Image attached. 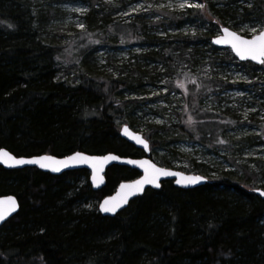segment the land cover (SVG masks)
<instances>
[{
	"label": "trees",
	"instance_id": "16d2710c",
	"mask_svg": "<svg viewBox=\"0 0 264 264\" xmlns=\"http://www.w3.org/2000/svg\"><path fill=\"white\" fill-rule=\"evenodd\" d=\"M248 1L251 6L230 10L224 6L229 11L221 12L264 19V0ZM51 3L0 0V148L16 157H63L75 151L144 156L119 137L118 126L123 123L138 132L130 118L137 102L124 99L121 93L140 88L145 71L137 67L132 73L113 77L80 67L74 81L62 80L55 58H61L69 44H49L42 31L52 19ZM208 5L203 12L210 30L204 38L207 44L224 23L215 4ZM112 9L107 3L100 9L93 7L90 15L105 25L101 30L111 29L120 38L115 34L119 25L107 21ZM146 34L142 43L151 51L145 58L181 68L173 48L154 52L163 42ZM76 37L71 38L72 44ZM99 37L97 33L76 39L78 48L72 57L90 56L95 42H101ZM186 99L192 116L206 114L199 113L195 96ZM203 117L192 125L189 137L205 147H222V139L215 136L223 125ZM183 132L188 133L182 126L176 134L170 129H146L142 134L151 147L150 159L157 152H168L162 158L157 155L158 165L173 168L171 160L180 155L172 144ZM189 171L205 175L207 182L182 189L163 181L160 188L146 189L124 210L107 217L96 205L85 207L86 201L100 202L120 182L137 178V171L111 166L105 186L93 191L85 170L52 176L35 168L6 170L0 166V196L13 195L20 205L18 213L0 227V264H264V201L254 192L264 190L263 184H255L264 170L241 179L228 173L208 176L195 163Z\"/></svg>",
	"mask_w": 264,
	"mask_h": 264
},
{
	"label": "rangeland",
	"instance_id": "374dc122",
	"mask_svg": "<svg viewBox=\"0 0 264 264\" xmlns=\"http://www.w3.org/2000/svg\"><path fill=\"white\" fill-rule=\"evenodd\" d=\"M50 2L52 19L44 25L43 36L47 43L55 46L69 44L63 49L61 58H55L61 70L60 78L69 82L74 81L80 67L94 74L113 77L129 74L130 70L141 67L142 71H145L142 74V86L123 90L121 95L124 99L137 102L130 118L134 119L138 127L136 130L141 134L150 127L170 129L172 133L178 132L179 126L186 127L188 133L176 135L177 140L172 144L180 155L171 160L172 169L191 174L193 172L189 171V168L195 163L202 166L208 176L216 177L220 173H228L239 179L243 175L246 177L250 174L257 175L264 170V64L254 69L250 62L238 61L230 49L215 47L211 40L209 44L204 41L206 34L210 32L208 18L203 14L209 3L215 4L214 9L220 12L218 13L224 22L222 27H227L246 38H251L252 33L249 30L252 28L263 30V19L258 21L238 18L221 12L226 10L224 6L230 10L233 6H251V2L248 0L223 2L50 0ZM107 3L113 6L107 21L119 25L115 34H119L120 38L114 36L111 29L101 30L105 25L98 17L91 18L90 12L93 7L100 9ZM181 3H199L205 7L182 9L179 6ZM198 14L204 16L203 19L193 17ZM130 24L133 26L128 28L127 25ZM97 33L101 42H95L92 54L85 55V59L82 60L73 58L72 52L78 48L75 40ZM144 34L162 40V47L153 48L154 52L160 49L168 52L170 47L173 48V55L180 59L177 61L180 62L181 68L177 70L161 61L151 62L145 58L151 49L142 43ZM219 34L220 30L212 38ZM72 37H76L74 40L76 45L71 43ZM119 39H123V42ZM166 48L168 50H165ZM178 84H183L184 87H178ZM188 95L195 96L194 102L200 111L198 112L206 114H197V117L191 115L186 105ZM203 116L212 117L223 125L222 132L218 131L215 136L217 140L224 141V143L219 141L222 147L213 144H207L208 147H205L189 137V132L193 133L192 125L195 121L204 119ZM122 125L124 124H119L118 132ZM166 154L168 152H157L152 156V161L158 165L157 155L162 158ZM253 179L254 177H251L250 180ZM256 179L257 186L264 185V175ZM81 180L80 184H84V180ZM85 204V207L89 205L90 208L96 205L98 209L99 202L89 200Z\"/></svg>",
	"mask_w": 264,
	"mask_h": 264
},
{
	"label": "snow or ice",
	"instance_id": "6c2138e0",
	"mask_svg": "<svg viewBox=\"0 0 264 264\" xmlns=\"http://www.w3.org/2000/svg\"><path fill=\"white\" fill-rule=\"evenodd\" d=\"M180 8L191 7L197 9H203L205 5L199 3H181ZM83 11V10H82ZM83 28V25L80 26ZM252 33L250 39H246L235 32L229 31V29L224 28L223 32L225 33V38L228 45L231 49L235 52V54L241 60H253L257 63L264 64V30L258 31L255 28L249 30ZM225 42L224 38H217L213 41L215 44H222ZM195 83V81H192ZM178 87L183 88V84H178ZM125 134L127 135V129L124 130ZM138 143H143V141L137 138ZM220 143H224V141H220ZM144 147L147 148L148 145L144 143ZM119 159L116 156H108L104 157L103 161L109 160H117ZM78 161L89 162V166L93 168V183L97 182V163L102 166V161H99L97 158H90L87 156H83L80 153H76L74 156L68 157L64 161H55L51 156H40L32 159H16L12 156L9 152L0 150V163H5L9 167L17 166V165H38L42 169H50L53 172H59L62 167L66 168L70 164H73ZM129 164H136L138 167H142L144 169V178L138 181H135L133 184L129 185H121V189H127L128 192L121 198H111L105 200L104 203L100 206V210L102 212L108 213H115L116 210L121 207L123 204L128 202L129 195H135L139 192L143 191V187L145 184H150L155 188H160L161 185L158 183V180L161 176H177L180 175L175 172L166 171L162 168H157L154 164H150L148 161H126ZM177 184H183V186L194 185L201 182V177H187L181 180L176 181ZM260 196H264V192L259 193ZM0 205H6L7 211L0 210V222H3L7 215H10L13 211L17 208L16 200L13 197H7L3 200H0Z\"/></svg>",
	"mask_w": 264,
	"mask_h": 264
},
{
	"label": "water",
	"instance_id": "95a60500",
	"mask_svg": "<svg viewBox=\"0 0 264 264\" xmlns=\"http://www.w3.org/2000/svg\"><path fill=\"white\" fill-rule=\"evenodd\" d=\"M224 28H227V27H221L220 28V34L214 38L211 39V44L215 47H219V48H227V49H230V51L232 52V54L238 59V61H241V62H250L254 65H261L260 63H257L253 60H241L236 54L235 52L231 49V47L228 45L227 41H226V38H225V33L223 32V29ZM229 29V28H227ZM263 30H264V19H263ZM229 31L231 32H234L232 30L229 29ZM217 38H224L225 39V42L222 43V44H215L213 43L214 40H216ZM246 38V37H244ZM246 39H250V38H246ZM125 129H127V135L125 134ZM119 137L122 138L123 140H125L126 142H128L129 144H131L132 146H134L136 149L138 150H141L144 154V156L142 157H139V158H128V157H120L114 153H105V154H100V155H90V154H87V153H84V152H81V151H75L67 156H63V157H56V156H53V155H47V154H44V155H35V156H29V157H16L14 156L12 153H10L8 150L6 149H3V148H0V150H4V151H7L9 152L12 156H14L16 159H32V158H36V157H40V156H51L54 158L55 161H64L66 160L68 157H71V156H74L76 153H80L82 154L83 156H87V157H90V158H97L99 161H102V166L97 163V169L98 171L96 172V175H97V182L94 184L93 183V168L89 166V163H92V161H89V162H83V161H78V162H75L73 164H70L68 167L64 168L62 167L61 170L59 172H53L51 171L50 169H42L40 168L38 165H17V166H13V167H9L7 166V164L5 163H0V166L6 170H15V169H23V168H35L41 172H44V173H48L52 176H59L65 172H68V171H74V170H85L88 172V183L91 187V189L93 191H98L100 190L102 187L105 186V183H106V177H105V174H106V171L108 168H110L111 166H114V165H117V166H123V167H127L129 169H132V170H135L139 173V176L133 180H129V181H122L120 182L116 189L114 190V192L111 194V195H108L104 198H102L99 202V205H98V212L102 215V216H107V217H113L115 216L117 213L121 212L122 210H124L127 206H128V203L137 198L138 196L142 195L144 193V191L148 188L150 189H158V188H155L153 187L152 185L150 184H145L144 187H143V191L142 192H139L135 195H129L128 196V202L126 204H123L121 207H119L115 213H111V212H108V213H105V212H102L100 210V206L104 203L105 200H108V199H111V198H121L122 196H124L125 194H127L128 190L127 189H121V185H129V184H133L135 181H138V180H141L144 178V169L142 167H138L136 164H129V163H126V161H138V162H142V161H148L150 164H154L157 168H162V169H165L166 171H170V172H175V173H178L180 175H177V176H161L158 180V183H160L161 185V182L163 181H172L174 186L178 187V188H182V189H193V188H196L198 186H201V185H204L206 182H207V178L204 177L203 175H199V174H189V173H184L180 170H177V169H172V168H165V167H162V166H159L157 165L156 163H154L150 157H149V154H150V145H149V142L143 137V135L139 132H136V131H133L128 125L124 124L120 127L119 129ZM137 138H139V140L143 141V143H138L137 142ZM144 143H146L148 145L147 148L144 147ZM108 156H116L118 157L119 159L117 160H109V161H103V158L104 157H108ZM183 178H187V177H201V182L197 183V184H194V185H188V186H183V184H177V180H181ZM255 194L257 196L260 197L261 200L264 201V196H260L259 193L260 192H264L263 190L261 189H256L255 191ZM7 197H13L15 200H16V203H17V208L15 211H13L10 215H7V218L3 221V222H0V227L6 222L8 221L10 218H12L13 216H15L19 209H20V205H19V201L16 197H14L13 195H5V196H0V200H3ZM0 210H4V211H7V206L6 205H0Z\"/></svg>",
	"mask_w": 264,
	"mask_h": 264
},
{
	"label": "bare ground",
	"instance_id": "6f19581e",
	"mask_svg": "<svg viewBox=\"0 0 264 264\" xmlns=\"http://www.w3.org/2000/svg\"><path fill=\"white\" fill-rule=\"evenodd\" d=\"M256 190V189H255ZM262 190V189H261ZM264 191V190H263Z\"/></svg>",
	"mask_w": 264,
	"mask_h": 264
}]
</instances>
